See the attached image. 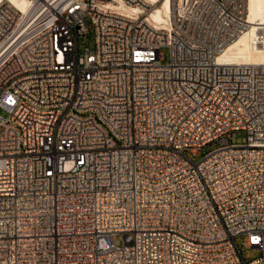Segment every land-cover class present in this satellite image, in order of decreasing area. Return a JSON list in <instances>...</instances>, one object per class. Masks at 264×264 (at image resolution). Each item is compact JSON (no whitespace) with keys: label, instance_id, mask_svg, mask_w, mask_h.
<instances>
[{"label":"built area","instance_id":"2783aa9c","mask_svg":"<svg viewBox=\"0 0 264 264\" xmlns=\"http://www.w3.org/2000/svg\"><path fill=\"white\" fill-rule=\"evenodd\" d=\"M24 1L0 0V264H264V62L218 60L246 0Z\"/></svg>","mask_w":264,"mask_h":264},{"label":"bare ground","instance_id":"6f19581e","mask_svg":"<svg viewBox=\"0 0 264 264\" xmlns=\"http://www.w3.org/2000/svg\"><path fill=\"white\" fill-rule=\"evenodd\" d=\"M25 10L28 3L24 0H13ZM249 27L239 38L229 45L218 57L220 62H264V0H246ZM167 2L162 8L155 7L151 13L154 21L163 18Z\"/></svg>","mask_w":264,"mask_h":264},{"label":"rangeland","instance_id":"374dc122","mask_svg":"<svg viewBox=\"0 0 264 264\" xmlns=\"http://www.w3.org/2000/svg\"><path fill=\"white\" fill-rule=\"evenodd\" d=\"M86 26H87V33L85 34L84 37H79L78 38V44H79V50L82 51L85 46L89 47L92 49L94 47V30H93V25L90 22L89 19H86ZM162 53L164 54V62L169 61V49L164 47L162 48ZM0 114L5 116L6 114L0 110ZM233 143H242L244 142L245 135L243 131H237L232 137L230 138ZM216 146H218V143H210L204 146L199 154V156L195 159L198 160L200 157L203 156V154L210 152L213 150ZM242 255L246 259H253L259 255V251L251 248H245L242 251Z\"/></svg>","mask_w":264,"mask_h":264}]
</instances>
